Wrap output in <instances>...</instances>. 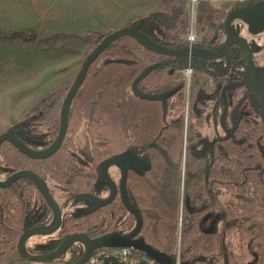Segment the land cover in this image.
<instances>
[{"label": "trees", "instance_id": "trees-1", "mask_svg": "<svg viewBox=\"0 0 264 264\" xmlns=\"http://www.w3.org/2000/svg\"><path fill=\"white\" fill-rule=\"evenodd\" d=\"M261 2L197 0L192 20L189 0H0V135L13 133L34 150L51 146L68 91L107 35L135 28L175 50L189 45L193 24L194 46L218 50L226 39L227 17ZM237 20L228 23L231 31L246 38L248 24ZM246 59L238 44L220 59L190 60L150 52L129 35L113 41L90 65L71 103L57 153L34 159L8 141L0 147V180L31 170L48 182L55 199L52 182L68 191L59 203L60 229L49 244L36 252L27 246L28 252L55 251L75 233L124 238L142 222L137 238L167 263L135 248L124 257L117 253L121 248L113 247L96 249V262L216 264L213 259L225 257L235 263L234 252L225 245V227L204 228L226 192L231 200L223 207L225 220L239 221L241 244L258 256L255 264H264V121L261 95L242 70ZM189 60L194 72L188 88ZM205 123L224 132L207 140ZM82 127L90 142L89 167L81 165L76 153ZM130 150L148 164L139 171L123 159L127 170L116 181L108 170L111 163L106 168L104 163ZM102 181L112 188L108 198L96 192ZM40 190L27 178L0 188V264H37L20 257L18 240L28 228L51 223L53 211ZM70 199L90 205L71 214L66 210ZM84 254L85 246L77 242L61 258L43 264H71ZM200 256L206 260L196 261Z\"/></svg>", "mask_w": 264, "mask_h": 264}, {"label": "water", "instance_id": "water-1", "mask_svg": "<svg viewBox=\"0 0 264 264\" xmlns=\"http://www.w3.org/2000/svg\"><path fill=\"white\" fill-rule=\"evenodd\" d=\"M243 20L246 24H248L249 32L254 34H259L264 32V2L243 6L232 12L225 21V31H226V39L224 41V45L218 50L215 51H207L203 49H199L195 46H187L182 49H175L168 48L166 46H162L160 44L155 43L152 40H149L145 34L140 32L138 29L135 28H125L121 30H117L109 35H107L101 43L94 49L92 53H90L89 57L85 61L82 66L81 71L79 72L77 78L75 79L73 85L71 86L70 90L68 91L61 111V124L60 130L57 138L53 142L51 146L43 150H34L27 146L25 143L22 142L19 137L15 134L10 132H5L0 135V147L3 142L8 141L12 143L20 152L28 155L34 159H46L53 155V153H57L59 148L62 146V143L67 133L68 128V120L70 109L73 103V100L79 91L82 83L84 82V78L87 76V72L90 68V65L101 55L102 52L106 50V48L113 43V41L125 36L129 35L135 38L140 44H142L146 49L150 50V52H157L160 54H166L170 56H180V57H200L202 59L208 60H217L222 58L228 51V48L232 44H238L242 48H244L247 52V63L244 68V74L246 81L249 85H254L259 94L261 95V117L264 121V85L261 84L259 80L254 76L255 65H254V51L251 48L249 42L241 37L235 36L228 23L232 20ZM110 163H114L120 165L123 170H127V165L117 159H111L104 163V168H106ZM27 178L34 181L39 187L40 191L44 196L46 203L49 205L51 210L53 211L54 220L48 227H30L28 228L18 240V250L19 255L24 261H31V262H48L53 261L55 259L61 258L64 256L68 250L77 242H84L86 245L85 254L76 262H72L71 264H86L87 261H90L92 256L94 255L96 249L101 247H113V248H125L131 247L137 250L145 252L150 258L154 260L161 261L162 263H167V259L165 257L156 252L153 248H151L143 239L137 238L136 235L139 234L142 222L139 223V228L134 232V234L128 235L124 238H113V237H97V238H90L89 235L84 233H75L68 238V240L55 251L46 254H34L28 252L27 249V239L38 236V235H52L56 233L60 229V225L63 222V214L59 203L53 197L50 186L48 182L43 179L38 173L31 171V170H20L12 174L9 178L0 180V188L9 187L11 186L17 179ZM126 179V175L123 174V180ZM196 261H204L206 260L205 257L200 256L195 259ZM188 264V263H184Z\"/></svg>", "mask_w": 264, "mask_h": 264}, {"label": "rangeland", "instance_id": "rangeland-1", "mask_svg": "<svg viewBox=\"0 0 264 264\" xmlns=\"http://www.w3.org/2000/svg\"><path fill=\"white\" fill-rule=\"evenodd\" d=\"M237 22H241L240 19L237 20ZM248 25H244L243 29V36H245L246 40L249 42L251 45V48H254L255 50L259 49H264V34L260 35L259 34H254L252 35L249 31L247 32ZM262 55H259L255 59V63L257 64V67L259 70L264 71V62ZM243 70V69H242ZM261 84L264 85V77L261 78ZM85 127V126H84ZM82 127V130L77 135V144H78V151L77 156L78 159L81 163V165H85L86 167H89L91 164V150H90V142H89V137L86 131V128ZM202 135L205 137L207 140H212L215 138V135L217 133H223L224 128L223 127H218L216 128L212 124L205 123L203 129ZM117 160H123L127 159L126 162L129 163L132 167L136 168L139 171H144L146 166H147V160L145 159L144 156L141 154H137L136 152H133L132 150L126 152L124 155H119L116 157ZM108 170L111 172L112 176L115 178L116 181H120L122 177V168L118 166L117 164L111 163L108 166ZM51 187L55 191L56 194V200L58 203H62V201L66 200L68 196V191L65 190L63 187L58 185L55 182L51 183ZM109 183L102 181L100 182L97 187H95L96 192L99 193L103 197H109L112 193V188ZM221 204L215 207L214 212L209 215V217L206 219L207 222L204 223V228L211 230L217 227H225L227 232L226 240H225V245L234 252V256H236L237 261L235 263H228L226 258H220L219 261H213L216 264H255L258 256L251 250L250 246L247 244L245 246L241 244L239 235L237 231V227L239 224L238 220H225L224 215H223V207H226L230 204V196L226 193L223 192L221 195ZM68 203L66 204V210H69L71 214H78L81 211H84L89 205L90 202L87 200H76V199H70L67 201ZM54 220V216L52 217L51 223ZM50 223V224H51ZM49 224V225H50ZM127 231H125V234ZM119 234H124L123 232H120ZM51 235H38V236H33L29 239H27V246H30L34 248L33 250L39 251L43 246L47 245L50 243ZM82 244L85 246L86 245L84 242ZM44 262H37V264H43Z\"/></svg>", "mask_w": 264, "mask_h": 264}, {"label": "built area", "instance_id": "built-area-1", "mask_svg": "<svg viewBox=\"0 0 264 264\" xmlns=\"http://www.w3.org/2000/svg\"><path fill=\"white\" fill-rule=\"evenodd\" d=\"M190 1V5H191V17H192V20H194L195 18V11H196V5H197V0H189ZM193 25V24H192ZM191 25V29H190V32L188 34V40H189V45L188 46H191L193 47L194 46V42L196 41V33H195V30H194V26ZM191 59V58H190ZM192 72V67H191V64L189 63L185 69V75H186V80H187V86H189L190 84V73ZM131 250L132 248L131 247H126V248H122V249H119L117 251V253L121 256H128L130 253H131ZM103 253V251L101 252ZM100 253V254H101ZM98 261L97 257H95V255L92 256L91 258V262L93 264H98Z\"/></svg>", "mask_w": 264, "mask_h": 264}, {"label": "flooded vegetation", "instance_id": "flooded-vegetation-1", "mask_svg": "<svg viewBox=\"0 0 264 264\" xmlns=\"http://www.w3.org/2000/svg\"><path fill=\"white\" fill-rule=\"evenodd\" d=\"M212 51H215V50H212ZM190 58H192V57H190ZM191 60V59H190ZM190 60L188 61L190 64H191V62H190ZM255 69V73H254V76L257 78V80H259L260 82H261V78L262 77H264V71L261 69V70H259V68H254ZM173 71V70H172ZM243 71H244V69H243ZM194 72V70L192 69V72L190 73V75L192 74ZM245 75V74H244ZM191 77H192V75L190 76V83H191ZM186 85H187V80H186ZM189 86H190V84H189ZM189 86H187L188 88H189ZM254 86V85H253ZM255 87V86H254ZM256 88V87H255ZM257 89V88H256ZM260 110H261V106H260V108H259ZM260 115H261V111H260ZM262 118V117H261Z\"/></svg>", "mask_w": 264, "mask_h": 264}, {"label": "crops", "instance_id": "crops-1", "mask_svg": "<svg viewBox=\"0 0 264 264\" xmlns=\"http://www.w3.org/2000/svg\"><path fill=\"white\" fill-rule=\"evenodd\" d=\"M262 34H264V32H262L260 35H262ZM253 51H254V65H255V67L256 68H258L257 67V64L255 63V59L259 56V55H262V58L261 59H263V62H264V49H259V50H255L254 48H253Z\"/></svg>", "mask_w": 264, "mask_h": 264}]
</instances>
